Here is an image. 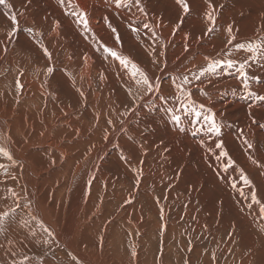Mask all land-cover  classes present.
Returning <instances> with one entry per match:
<instances>
[{"label": "bare ground", "instance_id": "bare-ground-1", "mask_svg": "<svg viewBox=\"0 0 264 264\" xmlns=\"http://www.w3.org/2000/svg\"><path fill=\"white\" fill-rule=\"evenodd\" d=\"M211 3L216 26L208 35V0H189L187 15L176 0H141L148 16L113 0L0 5V211L16 209L0 225V264H171L180 246L186 258L192 253L191 264H215L202 242L218 243L222 264H264V101L257 99L264 96V53L233 47L264 37V0ZM74 8L87 13L91 32ZM13 12L19 31L9 42ZM105 45L132 57L155 90L137 85L141 77ZM252 55L247 88L238 66L199 79L189 73L199 75L213 59ZM209 109L219 136L203 119ZM220 140L235 161L227 170L226 158L217 159ZM155 231L161 246L153 261ZM128 242L133 256L122 252ZM51 248L58 253L34 262V253L40 258Z\"/></svg>", "mask_w": 264, "mask_h": 264}, {"label": "snow or ice", "instance_id": "snow-or-ice-1", "mask_svg": "<svg viewBox=\"0 0 264 264\" xmlns=\"http://www.w3.org/2000/svg\"><path fill=\"white\" fill-rule=\"evenodd\" d=\"M6 0H0V5L5 4ZM60 3H65V0H60ZM68 3H71V0H68ZM113 3L115 4V6L117 8H121V7H125V8H129L131 7V5L134 3L137 6V10L139 12H141L144 16H148L149 13L147 12V10L142 6L141 4V0H113ZM177 5L180 6L182 13L184 15H187L190 10V4H189V0H176ZM10 6V5H9ZM11 7V6H10ZM216 6L213 5L211 3V0H208V11L205 13V18L208 21V27L206 29V35L211 34L214 30H215V26H216ZM72 15H74L77 18V21L83 25V27L85 28V30L87 32H91V29L88 27V19H87V13L83 10H76L75 8L72 11ZM11 21L13 24V28L10 32L6 33L9 42H11L12 37L15 36L16 32L19 31V21H18V16L15 12H13L11 14ZM107 20V18H105ZM182 22V21H181ZM56 25H59V22H56ZM144 28L148 29L150 27H152L150 24L148 23H144ZM108 27L111 29V31L116 35V40L119 42L120 37L119 34L116 30V28L112 27L111 23L108 22ZM179 28V24L176 26V29ZM31 31V30H30ZM227 31L229 32V34L232 33V27L229 26ZM153 34L155 35V28H153ZM175 34V30L174 33ZM235 36L230 35V39H229V43L231 44L233 41H235ZM257 40L259 41V43H253L252 41H248L247 43H235L233 45V47L236 50H246L248 53H252V54H257V53H264V37H257ZM43 52L45 54V56L51 60L52 58V53L48 50V48L46 46L41 45ZM105 48L106 51H108V53L110 54L111 57L116 58L119 63L121 65H123L125 67V69H130L131 71V76L133 78L139 76L141 77V79H135V83L137 85H143L145 86L146 90L151 93L152 91L155 90V86L153 81H151L147 75L146 72L143 71V69H141L139 67V65L135 62L134 59H132V57L127 56V55H122L118 52H116L115 50L111 49V48H107V46H103ZM3 50L6 52L7 51V46H3ZM185 50H187V45L185 46ZM229 51V55H231V51L230 50H226ZM256 55H252L251 57H246L243 61H238V60H233V59H213L211 63H208L207 66L205 68H200L199 71V75L192 73L191 70H189V73L191 75H193L195 77V79H199L200 76L204 75L206 72H215L217 68L221 67V66H228V67H235L238 66L239 68V77L241 79V81L244 83L245 87H248V79H249V74L247 71V66L249 65V60L250 59H255ZM53 71V68L49 67L47 69V73H51ZM21 75H23V72L21 71L20 73ZM103 78V77H101ZM183 81L184 83H190V81L188 80V76H184L183 77ZM17 86L19 88H23V85L20 84L19 80H17ZM178 87L183 88V84L179 85ZM81 95H83V92H81ZM188 95L190 96L191 93H188ZM135 99H137V97H133V100L135 101ZM257 99L264 101V96H257ZM183 107H187V105H183ZM204 105H200V108H203ZM209 115H205L203 117V119L205 120V122H207L209 124L208 127V131L210 133H216L217 136L220 135L221 133V126L217 123V121L214 118V113H211V109H209ZM195 115L197 116V118L201 117V112L197 111L195 113ZM172 119L174 121L179 122L180 121V116L178 115H173ZM255 122V121H254ZM203 143V141L201 142ZM244 143L246 145V151H250L254 148V145L249 142L247 140V138H244ZM215 147L217 149H220V153L217 156V159H220V157H224L227 160V163L225 164V170L228 169V167H231L232 165L235 164V161H233L231 159V157L229 156L228 151L225 149L224 146V142L223 140H220L218 143H216ZM5 152L4 149H0V153ZM9 160H12V156L11 153H5ZM250 158L253 159V163H259L257 160H255L253 157L250 156ZM15 162V161H13ZM5 165L0 164V168H4ZM261 167H264V164L261 165ZM14 179V178H13ZM242 179L246 184H251V181L248 179L247 175L242 173ZM13 195L15 196L16 193L13 192ZM251 199L252 201L256 202V203H260V201L257 199V194L255 192L251 193ZM128 203H131V201H128ZM18 207V205H17ZM249 207H251V204H249ZM15 208L9 207L6 211H0V225H3L5 220L10 217L14 212H15ZM260 213L264 214V205H261L260 207ZM42 223V222H41ZM45 231H48L47 229H45ZM33 235H35V233H33ZM44 243H50L49 241L45 240L43 241ZM10 244H12V242H9ZM135 254V253H133ZM213 259H215V256L213 255ZM25 261H29V258L27 256L24 257ZM30 264V261H29Z\"/></svg>", "mask_w": 264, "mask_h": 264}, {"label": "rangeland", "instance_id": "rangeland-1", "mask_svg": "<svg viewBox=\"0 0 264 264\" xmlns=\"http://www.w3.org/2000/svg\"><path fill=\"white\" fill-rule=\"evenodd\" d=\"M157 220H160L162 222H171L172 218L170 217L167 221L162 217V218H157ZM264 230V227H263ZM151 257L152 260L155 261L157 256H158V252L161 246V239H160V233L158 231H155L153 238L148 241V243H151ZM201 247L203 248V252L204 254L209 255L210 257L213 258V255L215 256V259H213L215 261V264H222L223 261V256L221 253H217L216 249L218 247V243L212 244L209 242H202ZM123 254L127 255V256H133L135 254V250L134 247L132 245L131 242H128V245H126L123 250H122ZM179 252L180 255L178 257V259L172 257L171 260V264H191V263H195V259L194 257L191 256V254H189L188 258H186V254L183 252L182 247H179ZM57 249L56 248H51L46 254H44L42 257L38 258L37 255L34 253L31 257L34 260V262L39 261V262H43L44 260L56 255ZM197 263H200L199 261V257L197 258ZM201 264V263H200ZM205 264V263H204Z\"/></svg>", "mask_w": 264, "mask_h": 264}]
</instances>
